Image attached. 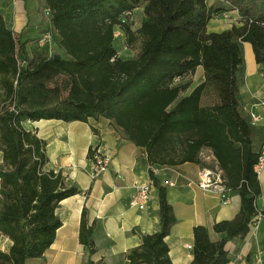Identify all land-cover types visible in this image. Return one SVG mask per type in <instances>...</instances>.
Listing matches in <instances>:
<instances>
[{
    "label": "trees",
    "instance_id": "obj_1",
    "mask_svg": "<svg viewBox=\"0 0 264 264\" xmlns=\"http://www.w3.org/2000/svg\"><path fill=\"white\" fill-rule=\"evenodd\" d=\"M225 1L237 10V25L208 32L222 8L206 0H40L63 56L30 55V41L9 30L0 14V237L11 242L7 253L0 250V264L42 258L62 225L55 210L81 193L59 172L44 171L46 143L24 124L98 118L142 149L148 167L200 164L201 152H210L240 207L233 220L213 226L224 234L220 241H211L203 226L193 229L190 264L229 263L225 245L248 234L261 194L253 167L264 142H255L257 126L243 110L240 88L244 43L251 46L259 72L264 70V0ZM138 9L142 18L133 30L130 16ZM116 28L127 48L138 44L133 57L118 55ZM198 68L203 80L191 88L185 78ZM208 90L216 102L203 105ZM95 148L88 151L90 159ZM148 177L158 194V230L141 235L140 246L126 259L172 264L165 239L176 219L166 189L151 170ZM86 217L83 209L78 241L86 250L84 264H104L91 259L95 224Z\"/></svg>",
    "mask_w": 264,
    "mask_h": 264
},
{
    "label": "crops",
    "instance_id": "obj_2",
    "mask_svg": "<svg viewBox=\"0 0 264 264\" xmlns=\"http://www.w3.org/2000/svg\"><path fill=\"white\" fill-rule=\"evenodd\" d=\"M40 8V0H0V14L6 27L22 40L30 41L27 44L30 55L37 51L61 55L59 39ZM211 21L208 32H221L210 30ZM243 45L244 85L240 96L243 110L247 112L256 98L264 99V70L259 72L251 46ZM258 112L264 115L263 108H258ZM24 126L46 143L48 163L44 171L59 172L66 184L81 191L60 202L55 214L62 225L54 243L42 258L28 260L26 264H84L86 250L78 241L83 209L87 210V222L95 224L92 239L96 251L91 259L102 260L104 264H128L127 253L140 246L141 235L155 233L159 223L158 194L153 187L144 210L129 206L136 187L149 181L144 151L104 118L71 123L40 120ZM256 132L255 142L259 145L264 142V119L258 123ZM98 145L104 146L111 160L107 171L92 180L89 176L92 159L88 151ZM206 165L201 161L200 164L154 167L153 174L166 189V199L176 219L165 239L172 264L191 263L195 227L207 228L210 240L220 241L224 234L215 233L213 226L233 220L239 211L240 198L236 193L230 192L227 202L222 204L218 195L203 193L197 187L199 173ZM258 181L261 194L256 200V209L259 214L264 213V169ZM10 247L11 242L1 236L0 250L7 253ZM225 250L228 264H264V221L253 237L247 234L242 239H233L226 243Z\"/></svg>",
    "mask_w": 264,
    "mask_h": 264
},
{
    "label": "built area",
    "instance_id": "obj_3",
    "mask_svg": "<svg viewBox=\"0 0 264 264\" xmlns=\"http://www.w3.org/2000/svg\"><path fill=\"white\" fill-rule=\"evenodd\" d=\"M47 15V12H45ZM258 108L264 109V102L260 100L252 103L248 113L250 117V123L252 126L256 127L259 122L264 119V115L258 112ZM207 150H203L200 154ZM209 152V151H208ZM210 157L206 161L211 160L214 164L213 167L203 166L198 177L197 187L206 194H216L220 198L222 204H225L229 197V189L225 186V180L222 171L219 169L213 156L209 154ZM111 157L105 152L104 146L98 145L94 150V155L92 159L91 170L89 176L92 180L97 179L101 174L107 171ZM208 164V163H207ZM264 169V145L262 146L257 162L253 167V170L257 177ZM148 170L153 172L154 167H148ZM152 183L149 180L147 184L136 187V192L129 202L130 208H136L138 210H144L147 207L148 201L150 199ZM261 221H264V213L257 214L254 221L249 224V236L253 237L255 231L257 230Z\"/></svg>",
    "mask_w": 264,
    "mask_h": 264
},
{
    "label": "rangeland",
    "instance_id": "obj_4",
    "mask_svg": "<svg viewBox=\"0 0 264 264\" xmlns=\"http://www.w3.org/2000/svg\"><path fill=\"white\" fill-rule=\"evenodd\" d=\"M206 1H207V4L212 6L213 8H222V11L220 10V12H218L220 14H218L212 19L210 30L222 31L225 29H229L230 27L234 25H237V22L239 20L238 12L236 9L229 7L228 3L225 0H206ZM46 18L48 19L47 16ZM141 18H142L141 9H138L131 14L130 21L132 22L133 30H136L139 27ZM114 36H115L114 47L116 48L118 55L122 59H129L133 57L138 44L136 45L135 50H131L127 48L126 42H125V36L118 28L115 29ZM243 48H244V45H242V51H243V57H244ZM55 53L57 52L55 51ZM61 56H63V54H61ZM185 80L191 81L192 83L191 88L198 85L203 80L201 69H198V71L193 76L187 77L185 78ZM0 98H1V94H0ZM255 100L256 101L260 100L261 102H264V99L256 98ZM215 102H216V97L210 92V90H208V92H206L205 95L203 96V105H211V104H214ZM209 154L210 152L204 151L202 155L200 156V161L204 163H208L207 166L209 167H213L214 164L211 160L206 161V159L210 157Z\"/></svg>",
    "mask_w": 264,
    "mask_h": 264
},
{
    "label": "water",
    "instance_id": "obj_5",
    "mask_svg": "<svg viewBox=\"0 0 264 264\" xmlns=\"http://www.w3.org/2000/svg\"><path fill=\"white\" fill-rule=\"evenodd\" d=\"M56 58V57H55Z\"/></svg>",
    "mask_w": 264,
    "mask_h": 264
}]
</instances>
